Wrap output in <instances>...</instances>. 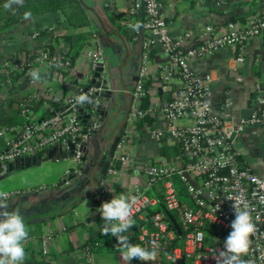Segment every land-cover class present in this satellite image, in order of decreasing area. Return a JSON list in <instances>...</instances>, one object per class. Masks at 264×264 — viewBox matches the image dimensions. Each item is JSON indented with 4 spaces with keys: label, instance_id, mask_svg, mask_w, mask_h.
I'll return each instance as SVG.
<instances>
[{
    "label": "crops",
    "instance_id": "obj_1",
    "mask_svg": "<svg viewBox=\"0 0 264 264\" xmlns=\"http://www.w3.org/2000/svg\"><path fill=\"white\" fill-rule=\"evenodd\" d=\"M82 1L91 18L87 26L71 28L62 20L59 11H49L24 18L8 30L0 31V60L19 52L37 54L50 46L53 55L78 53L74 62L77 72L67 82L50 75L44 65L35 63L34 69L41 73L40 81L18 77L12 88L1 87L0 111L16 110L18 97L36 94L44 88L51 87L55 93L65 96L74 92L78 83H87L85 73L89 72V64L83 52L96 44L104 50L105 78L110 83L115 80L121 87L118 98L109 104L116 116L95 114L101 121L100 128L86 141L81 163L73 157L56 160V151L48 150L41 153L40 163L0 174V191H21L8 199V203L9 210L21 213L29 230L24 241L26 255L22 264H89V261L91 264H128L119 250H98L90 255L85 252L86 241L101 232L104 223L95 199L101 184L105 183L107 187L106 201L115 195L109 191L112 188L116 189L117 195L123 193L129 198L136 187L147 185L144 168L149 162L180 163L181 159L180 145L168 133L162 110L164 103L179 92L182 84L179 75L168 81L162 80V69L169 62V54L160 45L154 47L147 80L150 120L139 125L138 119L130 114V104L141 65L142 35L133 32V36H129L125 31L127 25H132L130 2L117 0V14L113 15L104 7L105 0ZM160 1L172 34L187 35L183 49L203 42L206 37L203 31L209 24L223 32L228 23L264 16V0ZM141 21L138 14L135 25L140 27ZM79 34L87 35L82 43L65 39L66 35ZM241 56L243 61L238 60ZM189 62L196 71L213 73L209 96L217 111L226 96L231 99L236 116L248 117L257 107L258 94L264 90V36H254L242 45H226L204 56L191 57ZM11 102L13 104L9 106ZM117 135L121 136L120 142L107 173L102 176L101 149L107 148ZM122 139L125 142L122 143ZM234 148L243 164L264 176L262 124L248 125L236 134ZM49 156L56 164H50ZM123 156H127V160ZM75 169L79 170L78 174H67ZM28 172L34 175L24 177ZM14 179L20 181L14 183ZM127 238L133 242L131 235ZM137 241L139 243L138 237Z\"/></svg>",
    "mask_w": 264,
    "mask_h": 264
},
{
    "label": "built area",
    "instance_id": "obj_2",
    "mask_svg": "<svg viewBox=\"0 0 264 264\" xmlns=\"http://www.w3.org/2000/svg\"><path fill=\"white\" fill-rule=\"evenodd\" d=\"M130 24L135 25L139 14L141 26L135 25L133 32L142 35V56L138 79L132 90L130 114L139 119L148 114L142 107L146 95L152 51L156 45L167 52L169 62L162 69V80L168 81L179 75L182 81L179 92L163 105L168 133L181 148L180 163L149 162L144 172L146 186H138L129 197L137 201L134 220L139 221L138 240L140 245L150 247L152 239L158 240L160 251L155 262L137 261L136 264H223V242L231 231V221L235 218L234 202L247 206L256 225L250 235L246 253L233 260L232 264H264V176L255 173L243 164L234 148V136L246 126L260 123L264 126V90L257 97V107L248 117L236 116L232 101L226 96L217 111L210 100L209 86L214 81L211 71L201 73L193 69L189 59L204 56L226 45H242L254 36H264V16H256L246 22L228 23L225 31L213 25L205 26L206 35L199 45L183 49L187 35L174 36L169 27L160 0H129ZM117 0H105L104 7L113 15L117 14ZM135 19V20H134ZM89 72L85 73L87 83H78L74 92L61 96L51 87L37 91L17 102L24 118L23 123L0 127V174H6L9 166L26 156L56 151L55 159L73 157L79 163L85 156L86 141L100 128V122L91 113L86 122L82 120L81 105L74 101L79 93L93 96L97 87L91 83L94 72L105 66L104 50L100 44L84 50ZM240 61L244 57H239ZM35 63L44 65L50 75L69 81L77 69L75 63L63 55H53L49 50L37 54L8 56L0 60V88H12L14 75L29 79ZM19 77V78H20ZM37 100L43 108H52L57 103L60 109H52L50 115L41 116L34 110ZM189 121V123H184ZM125 139H122V143ZM127 160V156H123ZM79 170L67 174H78ZM178 175L185 185L189 199L180 198L174 176ZM69 183V179L65 180ZM162 189V205L175 212L181 227V243L174 244L177 230L170 227V219L163 211L150 213L158 205L159 198L148 193L153 185ZM7 192L8 199L21 193L19 190ZM107 187L102 183L95 196L98 206L107 199ZM215 239L214 245H207L205 239ZM48 239L44 240L46 244ZM90 255L91 253L85 250ZM89 264L90 261H89Z\"/></svg>",
    "mask_w": 264,
    "mask_h": 264
},
{
    "label": "clouds",
    "instance_id": "obj_3",
    "mask_svg": "<svg viewBox=\"0 0 264 264\" xmlns=\"http://www.w3.org/2000/svg\"><path fill=\"white\" fill-rule=\"evenodd\" d=\"M135 27V25H130ZM30 78L34 82L41 80L38 69L31 70ZM76 104L93 103V97L87 93H79L74 97ZM109 191L115 195L97 208L103 218V234H111L119 240L125 260L128 264H136L137 261L155 262L157 260L160 244L158 240L152 239L150 247L135 245L127 238L137 224L134 216L137 211V201L130 200L128 196L121 193L116 194V189ZM8 193L0 191V264H22L26 255L24 241L29 236V230L21 213L17 210H9ZM235 218L231 221V231L223 242L224 256L223 264H232L239 256L246 253L249 248L250 235L255 232L256 225L247 206H239L234 202ZM240 264H244L243 261Z\"/></svg>",
    "mask_w": 264,
    "mask_h": 264
},
{
    "label": "trees",
    "instance_id": "obj_4",
    "mask_svg": "<svg viewBox=\"0 0 264 264\" xmlns=\"http://www.w3.org/2000/svg\"><path fill=\"white\" fill-rule=\"evenodd\" d=\"M49 11H59L62 14V20L65 21L68 26L71 28H81L87 26L91 23V18L88 13L86 6L84 5L82 0H0V16H1V23H0V31L8 30L9 28L13 27L17 23H19L22 19L28 18L34 15L46 13ZM133 28L130 25L125 27V31L129 36H133ZM76 38V41L73 39ZM66 40H70L72 43H82L87 39L86 34H79V35H66ZM52 47L46 48L51 52ZM21 54H28L26 52H19L14 54L13 56L19 57ZM78 53L74 55H63L64 57H68L72 63L75 62V57ZM153 55V51H152ZM23 73H16L14 75V80L20 77ZM146 95L142 99V107L147 109L150 106V99L148 94L149 89V81L145 84ZM29 95L18 97L16 102L23 100L24 98L28 97ZM9 104V106H12ZM59 104L52 102V108H43L42 101L37 100L34 104V110L37 111L41 116L50 115L52 109L58 108ZM10 113L8 114V112ZM24 118L21 115V109L17 106L16 110H2L0 111V127L7 125H14L23 123ZM150 120L148 115H145L142 118L138 119V124L141 125L145 121ZM4 124V125H2ZM174 180L176 186L179 191L180 198L183 200H188L189 195L185 188V185L181 181L178 175L174 176ZM152 189L148 190L149 194L156 195L159 198V203L155 207L150 209V213L163 211L162 205V189L161 185L156 184L151 187ZM154 189V190H153ZM175 217H178L175 212H172ZM137 224V228L134 229L128 236L131 235L133 239V244L140 245L137 241L138 232H139V221L135 220ZM170 227L173 228V224L170 222ZM175 228V227H174ZM176 239L174 240V244H179L182 241L183 236H181V232L177 231ZM119 240L111 236V234H103V232H99L94 237H90L85 245L84 248L88 252L92 253L98 250H119L122 249L119 247Z\"/></svg>",
    "mask_w": 264,
    "mask_h": 264
},
{
    "label": "water",
    "instance_id": "obj_5",
    "mask_svg": "<svg viewBox=\"0 0 264 264\" xmlns=\"http://www.w3.org/2000/svg\"><path fill=\"white\" fill-rule=\"evenodd\" d=\"M104 71H105V66L97 67V69L94 72V76L91 79V83H94L98 90L92 96L93 103H91L90 106L88 107L82 106L80 108L82 120L84 122L88 120L91 113H94L99 116H104V117L111 116V118H114L116 116L115 112L110 110L109 104H113L115 102L116 100L115 97L118 98V96L120 95V90H121L119 88L121 87H119V85L116 83L115 80H113L110 83L109 80L105 78ZM91 108H94V109L92 110ZM88 111L90 113L86 114L85 112H88ZM111 118L109 119V122L111 121ZM120 138L121 136L117 135L115 139L109 143L107 148L101 149L99 164L102 168V171H101L102 176L107 173V170L114 158L116 149L120 142ZM41 160H42L41 154H37L33 156H26V157L21 158L20 160H16L14 163H11L9 166V169L16 170V169L27 168V167H30L31 165H35L36 163H40ZM162 207H163L164 212L166 213V216L170 219L175 229L178 232H181L182 230H181L180 224L177 221L174 214L171 211H169L164 205ZM178 264H184V259H180L178 261Z\"/></svg>",
    "mask_w": 264,
    "mask_h": 264
},
{
    "label": "rangeland",
    "instance_id": "obj_6",
    "mask_svg": "<svg viewBox=\"0 0 264 264\" xmlns=\"http://www.w3.org/2000/svg\"><path fill=\"white\" fill-rule=\"evenodd\" d=\"M49 162H50V164H56L55 163V161L52 159V156H49ZM29 173H31V174H29ZM34 174L32 173V172H28V174H26L24 177H31V176H33ZM2 179V178H1ZM18 181H20L19 179H14L13 180V182L14 183H17ZM205 243L207 244V245H214L215 244V239H213V238H207L206 237V239H205Z\"/></svg>",
    "mask_w": 264,
    "mask_h": 264
}]
</instances>
